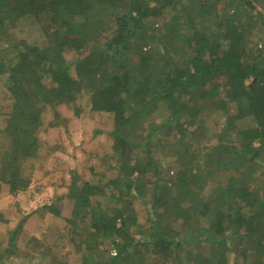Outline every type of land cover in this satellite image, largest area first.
<instances>
[{
    "label": "trees",
    "instance_id": "obj_1",
    "mask_svg": "<svg viewBox=\"0 0 264 264\" xmlns=\"http://www.w3.org/2000/svg\"><path fill=\"white\" fill-rule=\"evenodd\" d=\"M28 20L42 43L16 36ZM262 47L264 0H0V183L28 187L22 163L40 161L39 133L66 123L57 106L108 114L116 176L70 170L61 197L86 264H264ZM162 143L173 166L154 158ZM46 210L58 213L25 215Z\"/></svg>",
    "mask_w": 264,
    "mask_h": 264
},
{
    "label": "rangeland",
    "instance_id": "obj_2",
    "mask_svg": "<svg viewBox=\"0 0 264 264\" xmlns=\"http://www.w3.org/2000/svg\"><path fill=\"white\" fill-rule=\"evenodd\" d=\"M16 26L17 37L23 36L37 45L42 43L43 38L32 21H22ZM262 48L264 51V47ZM74 57L72 54L69 59ZM5 90L0 82V129L10 111V101L2 94ZM56 110V119L66 120V123L58 129L50 128L48 132L39 133L38 142L42 146L40 161L32 157L22 163L24 175L29 179L28 187L13 194L7 186L0 183V254H6L0 260L4 264H86L84 255L77 251L78 239L75 237L78 234L84 236V233L81 226H73L72 206L65 198H61L68 192L69 171L92 167L98 175V182L108 181L116 176L113 169L116 160L109 135L113 130L112 116L93 112L75 118L72 108L65 104L57 106ZM214 120H218L217 123L206 121V127L210 125L209 131H219L224 123L222 119ZM245 125L250 126V121H244L242 126ZM7 141L0 136V164L4 156L3 146ZM201 141L193 140V145L199 146L200 150L204 143V140ZM43 148L45 149L42 150ZM173 150L174 147L168 143L158 145L153 153L156 162L161 163L163 168L173 166ZM46 151L49 152L45 154ZM76 159L78 166L74 164ZM84 174L87 180H91L88 171ZM256 182L264 189V173L258 175ZM216 185L225 186V181L221 178ZM50 203L56 205L57 214L46 210L26 217L25 213ZM134 210L138 216H146L144 208L135 205ZM21 220H24V224L17 233L15 244L11 245L8 243L9 237Z\"/></svg>",
    "mask_w": 264,
    "mask_h": 264
},
{
    "label": "crops",
    "instance_id": "obj_3",
    "mask_svg": "<svg viewBox=\"0 0 264 264\" xmlns=\"http://www.w3.org/2000/svg\"><path fill=\"white\" fill-rule=\"evenodd\" d=\"M69 123H70V122H69ZM68 131H69V128H68ZM56 145H57V144H55V146H56ZM54 154H55V153H54ZM54 154H53V155H54ZM77 163H78V160L76 159V161H75V163H74V164H75L76 166H78V164H77Z\"/></svg>",
    "mask_w": 264,
    "mask_h": 264
}]
</instances>
